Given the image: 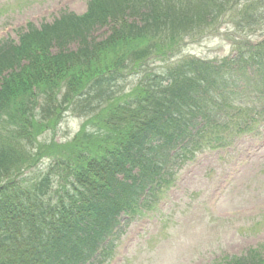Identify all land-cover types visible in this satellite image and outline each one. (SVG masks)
Instances as JSON below:
<instances>
[{
	"label": "trees",
	"instance_id": "1",
	"mask_svg": "<svg viewBox=\"0 0 264 264\" xmlns=\"http://www.w3.org/2000/svg\"><path fill=\"white\" fill-rule=\"evenodd\" d=\"M202 1L94 0L84 29L68 25L71 18L63 17L53 26L23 34L20 44L0 52L2 89L31 80H59L67 88L59 106L76 109L87 101L77 93L88 83L103 79L107 89L103 87L105 92L97 96L106 94L108 105L89 122L94 132L82 128L69 143H38V154L50 155L40 178L30 179L28 170L23 171L25 165H33L31 158L22 154V147H17L20 141L3 140L0 264H82L97 252L104 234L119 227L121 212L131 216L137 210L136 202L125 198L130 183L120 175L138 168L141 182L152 178L156 183L163 181L168 151L173 148L168 146L181 140L180 136L189 139L195 115L190 107L207 94L204 91L213 84L211 78L223 70L218 64L190 56L169 61L187 32L181 31L182 26H192L205 15L216 18L232 3L210 0L206 7ZM192 9L200 12L189 13ZM96 22L109 29V35L100 41L89 37L88 26ZM150 27L158 29L155 35ZM53 41L57 53L50 52ZM72 43H77L76 50L68 49ZM240 47L233 62H251L256 74L264 78V41ZM151 59L166 62V69L151 79L146 75L127 93L114 90L125 69L149 72ZM231 66L234 68L232 63L227 69H233ZM71 82H75L72 87ZM100 87L95 84V88ZM59 118L55 115L51 124L54 126ZM23 121L30 123L25 116ZM55 179L62 181L53 200L47 194V184ZM224 264H264V255L252 250L248 257H235Z\"/></svg>",
	"mask_w": 264,
	"mask_h": 264
},
{
	"label": "rangeland",
	"instance_id": "2",
	"mask_svg": "<svg viewBox=\"0 0 264 264\" xmlns=\"http://www.w3.org/2000/svg\"><path fill=\"white\" fill-rule=\"evenodd\" d=\"M88 1L0 0V42L7 37L18 41L16 30L25 21L39 29L50 25L62 11L80 16ZM243 1L237 0L234 6ZM61 2L63 5L60 6ZM249 4L252 11L258 12L253 20H243L242 11L236 9L226 12L225 18L220 17L215 22L203 24L212 20V17H203L204 21L200 19L196 25L182 26L181 31H191L185 32L180 49L185 52L182 54L221 61L240 39L264 38V0H249ZM157 30L150 27L152 35ZM108 34L109 29L103 26L91 37L100 41ZM52 43L50 52L55 53L56 43ZM247 75L243 70L224 74L217 81L222 89L219 91L222 102L209 100L207 104L205 99L202 100L214 117L222 116L220 124L227 125L230 134L237 124L249 122L256 116L261 102L264 105V97L256 96L259 89L264 88V78L257 74ZM139 77L140 74L130 71L129 76L120 82L119 89H130ZM3 82L1 79L0 148L3 147L1 140L13 141L14 129L24 134L20 125L25 108L24 116L30 125L38 126L36 132L40 123L47 126L42 134H33L40 135L44 141L65 142L77 132L83 119L73 113H65L54 129L50 127L54 116H60L59 105L62 93L67 89L66 83L31 80L19 87L2 89ZM74 84L71 82L70 87ZM4 95L7 98L2 99ZM91 101L93 98L87 99L86 105ZM231 138H234L229 147L232 152L221 154L219 150H206L180 164L158 209L145 215L147 221L137 219L124 227L113 252L119 257L118 264H213L223 261L225 256L245 254L250 248L264 246V126L259 121L245 134ZM22 142L27 153L30 146L35 145L28 139ZM40 150L36 146V156L31 164L41 157ZM45 166V160H41L36 168H43L40 171L43 173ZM56 187L57 183L54 184Z\"/></svg>",
	"mask_w": 264,
	"mask_h": 264
}]
</instances>
